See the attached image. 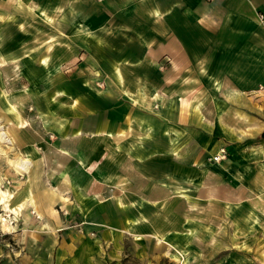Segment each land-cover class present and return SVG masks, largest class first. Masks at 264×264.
Wrapping results in <instances>:
<instances>
[{"label": "crops", "instance_id": "crops-1", "mask_svg": "<svg viewBox=\"0 0 264 264\" xmlns=\"http://www.w3.org/2000/svg\"><path fill=\"white\" fill-rule=\"evenodd\" d=\"M0 59L29 83L1 122L42 158L3 170L28 208L0 264L264 251V0H0Z\"/></svg>", "mask_w": 264, "mask_h": 264}, {"label": "rangeland", "instance_id": "rangeland-1", "mask_svg": "<svg viewBox=\"0 0 264 264\" xmlns=\"http://www.w3.org/2000/svg\"><path fill=\"white\" fill-rule=\"evenodd\" d=\"M22 64L20 61H2L0 59V122H1V115L4 116L5 119L8 120L7 112H8V102L5 105L4 103V98L5 94L10 96V101L16 106V108L11 109L12 111L17 112V104L19 100V95L24 98L23 100H28V88H29V83H28V77H24L20 74L19 71H21ZM4 90L5 92H3ZM5 93V94H4ZM21 112L23 116L26 119V126L28 127L29 130L27 131H35L36 121H35V115H34V109L32 106V103H28L24 106L23 109H21ZM236 115V114H235ZM8 132L13 135L14 137V146H10L9 144L5 142H1V147L2 150L0 151V181L2 182V187L3 188H9L8 181L6 178L4 179L3 177V170L5 172L8 171L9 166H14L12 165L10 159L14 158L17 154L20 156L22 154L19 153V150L17 149V145H15V136L17 134V128H13L10 125H6ZM259 126V125H258ZM247 127L251 129L250 134L254 133V131H260V129H257V126L254 125L253 123L249 124ZM256 128V130H254ZM263 129V128H262ZM33 148V147H32ZM32 152H28L25 155H22L24 159H28L31 161V167H35L38 163L41 164V157H36L34 153H37L35 149H32ZM48 158V157H47ZM44 162V160H43ZM15 167V166H14ZM11 187L10 191H14L16 189H12ZM3 205L0 206V235H7L10 231L8 229L12 228H6L2 224L1 220V214H3V217H6V213H4V210H2ZM28 208V207H25ZM23 208L22 211L25 209ZM21 211V212H22ZM3 212V213H2ZM20 212V213H21ZM10 213V212H9ZM12 216V219L10 223L13 225L18 221V217L14 213L10 215ZM8 217V216H7ZM7 231V232H6ZM169 254H172L171 252H167ZM173 255V254H172ZM125 264H178L177 260L170 256L166 255H157L156 253L153 254V257H151L148 260H143L139 256L138 257H131L130 259L125 261ZM217 264H220L219 262ZM240 264H264V251H253L250 250L248 252V255L244 256V262Z\"/></svg>", "mask_w": 264, "mask_h": 264}, {"label": "bare ground", "instance_id": "bare-ground-1", "mask_svg": "<svg viewBox=\"0 0 264 264\" xmlns=\"http://www.w3.org/2000/svg\"><path fill=\"white\" fill-rule=\"evenodd\" d=\"M6 123V122H5ZM5 142L9 144L10 146H13V138L10 136L7 127L4 123L0 122V143ZM2 150L1 144H0V151ZM11 163L16 168L23 169V170H29L31 166V161L28 159H24L22 155H16L14 158H11ZM16 196V192L10 191L7 188L2 187V182L0 181V206L3 205L4 213H6V217H3V214H1V220L2 224L6 228H11L13 226L10 225L8 222L9 219V212L19 213V211H22V208L25 204H19L16 207L11 206V200ZM23 202V201H22ZM31 204V203H30ZM3 213V212H2Z\"/></svg>", "mask_w": 264, "mask_h": 264}, {"label": "built area", "instance_id": "built-area-1", "mask_svg": "<svg viewBox=\"0 0 264 264\" xmlns=\"http://www.w3.org/2000/svg\"><path fill=\"white\" fill-rule=\"evenodd\" d=\"M226 152H227L226 148L225 147H221L220 151L217 154H215L213 158L215 160H220V159H222V158H224L226 156Z\"/></svg>", "mask_w": 264, "mask_h": 264}, {"label": "water", "instance_id": "water-1", "mask_svg": "<svg viewBox=\"0 0 264 264\" xmlns=\"http://www.w3.org/2000/svg\"><path fill=\"white\" fill-rule=\"evenodd\" d=\"M263 134H264V131H263Z\"/></svg>", "mask_w": 264, "mask_h": 264}]
</instances>
